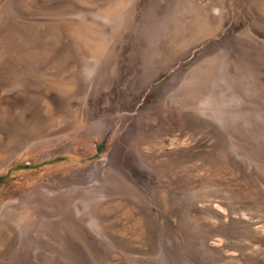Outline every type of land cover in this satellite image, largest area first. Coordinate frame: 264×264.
<instances>
[{
  "label": "rangeland",
  "instance_id": "obj_1",
  "mask_svg": "<svg viewBox=\"0 0 264 264\" xmlns=\"http://www.w3.org/2000/svg\"><path fill=\"white\" fill-rule=\"evenodd\" d=\"M0 264H264V0H0Z\"/></svg>",
  "mask_w": 264,
  "mask_h": 264
}]
</instances>
